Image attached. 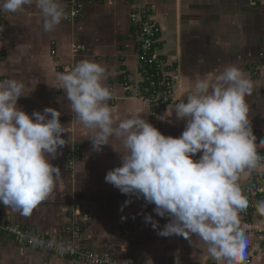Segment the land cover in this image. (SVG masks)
Returning <instances> with one entry per match:
<instances>
[{
	"label": "crops",
	"instance_id": "obj_1",
	"mask_svg": "<svg viewBox=\"0 0 264 264\" xmlns=\"http://www.w3.org/2000/svg\"><path fill=\"white\" fill-rule=\"evenodd\" d=\"M60 2L66 15L69 2ZM143 8L153 10V25L159 31L158 52L177 72V98L197 78L214 79L230 65L239 67L252 81L251 94L245 99L260 164L264 165V0H88L83 3L81 18L74 23L62 19L48 32L43 28L41 10L33 3L16 13L0 11V81L14 79L24 85L17 104L29 115L46 107L60 111L66 144L51 160L61 170L52 194L29 215L0 204V222L61 238L117 263L216 264L197 236L159 235L170 217L158 216L154 204L122 194L105 181L109 170L121 166L126 154L123 139L113 135L108 145L94 151L90 140L93 130L78 121L66 93L59 89V74L70 72L83 60L105 68L103 84L108 89L125 77L137 80L138 33L131 15ZM111 93L107 104L114 126L138 113L165 136L182 134L186 122L176 119L174 105L167 114L153 116L145 101L128 98L122 87ZM182 99L187 102L186 95ZM75 148L81 158L69 168L68 154ZM254 172L264 174V167L253 170L243 182L249 183ZM129 199L132 202L121 210ZM149 214L158 221L157 228L145 222ZM260 219L264 218L254 219L246 229L249 247L245 264L248 260L264 264ZM76 223L82 233L73 239L68 230ZM0 264L72 263L23 248L11 237L0 235Z\"/></svg>",
	"mask_w": 264,
	"mask_h": 264
},
{
	"label": "clouds",
	"instance_id": "obj_2",
	"mask_svg": "<svg viewBox=\"0 0 264 264\" xmlns=\"http://www.w3.org/2000/svg\"><path fill=\"white\" fill-rule=\"evenodd\" d=\"M33 3L43 14L46 32L66 18L60 0H2L0 11L16 13ZM105 71L102 65L83 60L58 76L59 89L66 93L76 118L94 132L90 139L94 151L108 145L113 135L123 139L126 154L121 166L109 170L105 181L122 194L154 204L158 216L170 217L159 235L186 239L195 235L216 264H245L248 225H241L240 213L247 210L248 199L239 181L264 167L245 99L252 81L236 65L225 67L214 79L197 78L172 107L176 119L186 122L182 134L172 137L138 113L114 126L107 104L112 93L103 84ZM23 88L14 79L0 81V204L29 215L52 194L60 178L61 170L51 160L65 146L66 130L61 112L54 108L29 115L18 107ZM131 202L126 200L121 210ZM255 208L264 218V200ZM144 219L158 227L152 215ZM258 226H264V219Z\"/></svg>",
	"mask_w": 264,
	"mask_h": 264
},
{
	"label": "built area",
	"instance_id": "obj_3",
	"mask_svg": "<svg viewBox=\"0 0 264 264\" xmlns=\"http://www.w3.org/2000/svg\"><path fill=\"white\" fill-rule=\"evenodd\" d=\"M69 10L66 20L74 23L81 18L83 3L88 0H67ZM153 10L139 9L132 13L131 21L137 28L136 60L139 78H123L121 82L110 85L109 90L114 92L117 86L122 87L128 98L145 101L153 116H158L170 109L176 102L178 75L169 62L158 52L159 31L153 25ZM55 55V52H53ZM78 148L68 154V167L73 168L80 159ZM242 193L248 199V208L240 213L241 225H250L256 218V204L264 200V174L254 172L249 183L239 181ZM73 239L81 236L82 228L76 223L69 230ZM0 235L11 237L14 242L23 248L37 251L42 254L56 256L69 260L72 264H129L117 263L110 257H104L89 248H79L75 244L65 242L61 238H54L30 228L11 226L0 222ZM257 251H254L256 253ZM250 260L247 261L250 264Z\"/></svg>",
	"mask_w": 264,
	"mask_h": 264
},
{
	"label": "rangeland",
	"instance_id": "obj_4",
	"mask_svg": "<svg viewBox=\"0 0 264 264\" xmlns=\"http://www.w3.org/2000/svg\"><path fill=\"white\" fill-rule=\"evenodd\" d=\"M81 154V153H80ZM79 158H81V155L79 156Z\"/></svg>",
	"mask_w": 264,
	"mask_h": 264
}]
</instances>
